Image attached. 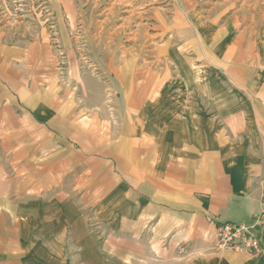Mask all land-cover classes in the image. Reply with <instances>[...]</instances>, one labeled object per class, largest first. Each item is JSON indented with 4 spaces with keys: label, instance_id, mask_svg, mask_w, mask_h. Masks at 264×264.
Instances as JSON below:
<instances>
[{
    "label": "crops",
    "instance_id": "crops-1",
    "mask_svg": "<svg viewBox=\"0 0 264 264\" xmlns=\"http://www.w3.org/2000/svg\"><path fill=\"white\" fill-rule=\"evenodd\" d=\"M182 4L108 62L110 93L0 97V264H264L213 246L263 209L264 0Z\"/></svg>",
    "mask_w": 264,
    "mask_h": 264
},
{
    "label": "rangeland",
    "instance_id": "rangeland-1",
    "mask_svg": "<svg viewBox=\"0 0 264 264\" xmlns=\"http://www.w3.org/2000/svg\"><path fill=\"white\" fill-rule=\"evenodd\" d=\"M183 1L193 2L205 20L214 13L222 20L256 14L245 0H0V97L12 99L19 110L22 88L43 103L65 92H99L102 83L109 89L108 62L129 57L126 49L138 29L142 43L144 25L155 23L165 9L181 8Z\"/></svg>",
    "mask_w": 264,
    "mask_h": 264
},
{
    "label": "built area",
    "instance_id": "built-area-1",
    "mask_svg": "<svg viewBox=\"0 0 264 264\" xmlns=\"http://www.w3.org/2000/svg\"><path fill=\"white\" fill-rule=\"evenodd\" d=\"M262 207L261 213L250 224H220L216 230L214 250L217 252L246 253L254 258H262L264 256V248L262 247L264 201Z\"/></svg>",
    "mask_w": 264,
    "mask_h": 264
}]
</instances>
